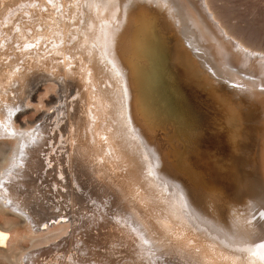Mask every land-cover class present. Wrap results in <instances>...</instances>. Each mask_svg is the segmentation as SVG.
I'll return each instance as SVG.
<instances>
[{
	"label": "bare ground",
	"instance_id": "6f19581e",
	"mask_svg": "<svg viewBox=\"0 0 264 264\" xmlns=\"http://www.w3.org/2000/svg\"><path fill=\"white\" fill-rule=\"evenodd\" d=\"M225 3L11 0L8 7L0 6V131L13 132L24 146L21 157L10 161L15 167L18 160L16 169L0 177V206L14 207L35 224L23 206L21 186L39 174L54 184L48 191L52 196L65 195L82 159V168L95 165L96 174L109 176L125 204L136 186L138 197L131 206L143 211V222L136 223L139 239L131 240L141 247L147 242L160 250L177 238L180 245L171 243L175 248L191 257L198 253L208 264H264V50L258 47L257 52L238 37ZM71 4L77 11L66 7ZM47 55L53 60L43 59ZM39 71L64 90L71 84L79 97L74 104L63 94L35 129L19 132L10 121L37 91L40 82H31L29 75ZM112 90L120 100L106 97ZM129 109L141 128L135 148L134 141L124 143L111 121L116 112L128 117ZM116 122L119 128L124 125ZM130 131L135 138L138 132ZM57 141L68 143L69 151L55 150ZM199 142L206 146L200 149ZM49 144L56 154L46 153ZM154 148L163 170L156 169L158 176L149 175V181L137 160L148 163ZM111 157L122 164L120 170L108 161ZM117 168L129 186L119 184ZM163 218L180 230L172 241L159 233ZM7 237L0 229V245Z\"/></svg>",
	"mask_w": 264,
	"mask_h": 264
},
{
	"label": "rangeland",
	"instance_id": "374dc122",
	"mask_svg": "<svg viewBox=\"0 0 264 264\" xmlns=\"http://www.w3.org/2000/svg\"><path fill=\"white\" fill-rule=\"evenodd\" d=\"M9 1L0 0L2 4L0 6L4 8H6V6L8 7ZM220 1L227 2L225 3V5H227L225 6L226 7L225 10L228 8V5L230 7L227 9L229 13H227V10L225 12L227 13L226 15L229 14L228 16L230 18L225 15L226 19L227 17H228L227 20L233 18L231 20H234L238 23L237 24L235 22L234 25L235 26L234 31L237 33L238 37L240 36L241 39H244L243 41L244 42L246 41L245 43L248 46L250 43H251L250 47L251 45L253 47L255 46L253 49L257 47L256 48L257 52H258L257 49L259 48L261 50H264V0H223V1L220 0ZM36 2L33 1L34 4ZM77 2H79V0H77ZM4 4L6 5L4 6ZM14 4H15L14 2L11 3V6ZM72 6L73 4L66 7L69 9ZM73 7L75 8V11H77L76 6L74 5ZM230 22L234 24L233 21H229V23ZM125 38H126V33H124L121 36L120 40L122 41ZM43 59H46V61L53 60L50 55L43 56ZM121 63L118 62V64ZM53 71L61 73V69L59 67H53ZM40 74L41 72L39 71V72H33L31 75H29L30 76L29 79L31 82H36V83L38 81L40 82L38 85V89L35 93H33V97L29 100V102L26 105H24V108H19L18 111H16L15 114L12 115L14 117L10 122L14 124L15 127H17V130L19 132L24 131V129L26 128L29 129L28 131H32L33 129H35V126L39 124L40 118L44 116L47 112L53 110L58 98L61 97L63 94L67 95L66 101H68L69 103L74 98L76 100L74 104L77 102L76 98L79 97V95L76 94L75 92L76 90L74 86H72L71 84L68 85L64 90L61 88L60 85L51 81L49 79L50 77L46 80L45 78L47 77L40 76ZM59 78H60L59 80L63 79L62 76H60ZM69 95H71V97ZM106 95H107L106 97L111 96V98H114L115 96L116 100H120L119 96L116 97L115 90L107 92ZM108 103H110V100L106 101L105 105ZM57 104L59 105V103ZM11 106H14V104L11 103ZM121 112L123 113L124 111ZM121 112L120 113L116 112V117L114 118V120L111 119V121H113V124L115 125V129H118L116 131V134H118L124 140V143H128L130 140L134 141L133 147L135 148L140 144L138 143L139 141L136 143L135 141L138 135H141L140 132L141 128L135 124L136 122L133 116H131L130 109L128 110V117H126V115L122 114ZM116 121H119L124 125L119 128ZM88 125L89 127L93 128L92 127L93 124H90L88 122ZM130 129L138 132V134H134L135 138L133 137V133L130 131ZM7 132L8 131L6 130L0 131V177L3 175V173H5V171H8L9 169L12 170V168L16 169V166L19 163L18 160L16 162L15 167H10V161L14 159V155L21 157L20 155L21 151L24 149V146L21 143L20 145H18L19 143L14 138L15 135L12 134L13 132H8V134H11V136L6 135ZM56 134H58L57 131ZM20 135L26 136V133H20ZM66 136H67V132H63V137L65 138ZM200 143L202 142H199L197 146L200 145H202V147L206 146V143H202V144ZM50 147L51 148L48 151H46V153L48 154H56L52 152H55L57 148H60L61 152L63 151L65 152L66 150L69 151V145L68 143L65 142L57 141V143H54V148H55L54 151L51 150L52 146ZM66 147L67 149H65ZM149 147L150 149L153 148L150 145ZM44 153L45 152H42L41 154ZM153 154H155L154 155L155 157H153L152 154L148 155L150 157L148 163H146L145 159L137 160L140 164L141 172L144 179H147L149 181H150L149 175L158 176V172L156 171V169L163 170L161 165H158L160 163V157L155 148ZM79 160L80 161L79 164L76 165V171L74 172L75 176L73 178L74 180L75 179L78 180L73 181L72 179L70 181L71 183L68 182L67 185L68 189L70 186L71 187L73 186L75 188L72 187L71 191H67V189L66 190L62 189V193L67 191V193H64L65 195L62 194V196H58V197L52 196L53 194H51L48 191L54 190L52 189L54 188L53 186L54 184L50 181L46 182L45 180H43L44 178H40V176H38L39 174L36 175L34 179L42 180V181L36 180L39 183L41 182V184L36 183V181L33 179V181H30L31 184L29 182L26 183L28 185L24 184L26 185V187H24V185L21 186L23 188H21L20 191H23V194L26 195L24 197L25 199L23 200L24 205L22 204L21 200H16V202L29 209L28 211L31 213L32 219L35 220L36 222L35 224L29 221V219H27L25 216L23 217V215L19 213L20 211L15 210L14 207L9 208V206L3 204L1 205L2 207L0 206V229H3L8 233L7 242L4 243L3 245H0V264H62V263L63 264L64 263L65 264H198L194 262L193 258H195L199 262L201 261L202 264H208L206 259L199 257L200 254L192 253V257H191V255H189L188 252L186 253L185 251L178 250L177 249L179 248L178 246L177 248H175L171 244L173 242V244L175 245L176 244L180 245V243H176L177 238L176 236H174L176 231H178L177 228L178 226L176 227L175 224L168 223L164 218H163V222L165 224L162 223V225H160L159 229L161 228L162 229L160 230L159 233L161 235L163 234L162 235L163 238H166V236H168L169 234L168 238L169 240L171 239L170 241L173 240V237H175L176 240L174 239L175 241L173 240L172 242H170L171 245L169 244L166 247H162L160 250H154V248L151 249L152 246L150 244L148 245V243L147 242L145 243L144 241L143 242L146 245L143 244L142 247L138 245L139 241L137 242V240L139 239V237L137 236L140 234L141 230L139 229L136 230L135 228L138 227L137 225L138 223L140 224L139 221H141V224L143 222L142 221L143 211H141L142 212L141 213L133 209V207L131 206L136 202L138 197L135 191L136 186L134 187L135 190L131 191V194L128 196L129 197L128 201H131V203L127 201L125 204V202L123 201L120 195L121 192L107 174H105L104 172H101L100 174H96L98 168L93 164H92L93 167L89 165L90 168H88L89 166L87 167V165H84V167L82 168L83 163L85 162L82 159ZM108 161L111 163L113 167H119L120 170L122 164L118 161V159L111 157L108 159ZM77 166H79L82 169H78L79 167L77 168ZM37 168H39V164L36 166V169ZM90 169L92 172L89 171ZM119 170L117 168L116 171V177L118 179L119 184H122L123 186L124 185L129 186V184L126 182V179L123 176H121L122 175L121 171H120L121 172L120 175ZM124 174L126 175L125 172ZM27 177H25L23 180L24 181L27 180ZM105 178H107L106 181H104ZM90 184L91 185L93 184L92 187L96 189L94 190L93 188H91ZM35 186L36 187L38 186L37 187L38 189L41 188V192L40 190H38L39 191L38 192ZM35 188L36 190H34ZM27 192L30 193L28 194ZM113 192L115 197L117 194V198L119 199V201L117 198L115 199V197H113L112 195ZM16 193L14 192L12 195L11 192L12 197L17 198ZM35 194L36 196L38 197L40 196V197L35 198L36 197ZM50 194L51 197H49ZM113 201H115L114 204ZM111 202L115 206H111ZM122 202H124L125 206ZM70 205L72 208H69ZM5 207H8L10 210H7ZM67 207L69 209H67ZM118 210L119 212L116 213V211ZM135 212L137 214H135ZM135 215H137L138 218ZM125 219L126 221L127 220L130 221L129 222L130 224L127 223L128 221L127 222L124 221ZM132 220L133 221L137 220V221H134L135 222L134 224ZM105 222L106 224H104L103 227V223ZM131 224L132 225L134 224L133 226L135 227H133ZM170 226H172L175 231L171 229ZM163 228L167 230L165 231L163 230ZM124 229L125 231H123ZM132 229L134 231H132ZM170 229L171 231L173 230L174 232L172 231L173 233H169L171 232L169 231ZM126 230H128L129 232L132 231L130 233L131 235L133 234L132 237L130 236V234H127ZM179 231L177 232V234L179 233ZM124 232L127 234V236ZM172 234L174 235L172 236ZM96 237H98L99 239ZM133 237L138 239L134 240L135 241L134 242L133 240H131V238ZM76 241L77 243L78 242L79 243L77 244ZM181 245L184 246L185 248L184 244ZM136 246L138 247V249ZM30 257L31 258L33 257L34 259L33 258L31 259ZM148 260H150V262Z\"/></svg>",
	"mask_w": 264,
	"mask_h": 264
}]
</instances>
